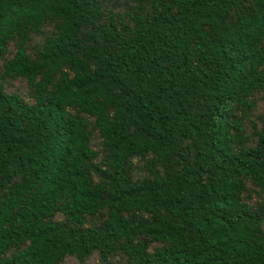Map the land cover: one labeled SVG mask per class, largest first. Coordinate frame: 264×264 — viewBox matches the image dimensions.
<instances>
[{"label": "trees", "instance_id": "1", "mask_svg": "<svg viewBox=\"0 0 264 264\" xmlns=\"http://www.w3.org/2000/svg\"><path fill=\"white\" fill-rule=\"evenodd\" d=\"M119 5L0 0V264H264V0Z\"/></svg>", "mask_w": 264, "mask_h": 264}, {"label": "rangeland", "instance_id": "2", "mask_svg": "<svg viewBox=\"0 0 264 264\" xmlns=\"http://www.w3.org/2000/svg\"><path fill=\"white\" fill-rule=\"evenodd\" d=\"M118 2H120V5L114 9L118 10V11H122L124 7H126V5H130L132 3V0H125V3H122V0H118ZM35 40H37V37H34ZM0 68H1V59H0ZM4 88L7 92L10 91H17L21 94H25V83L23 80L18 79V78H14V79H8L7 83H3ZM262 101L261 100H257V106L256 109L253 111L254 114L258 113L261 105H262ZM255 116H253L254 118ZM248 125V123H247ZM246 125V126H247ZM248 130V128H247ZM97 138L94 139V141H96ZM250 194L253 195V192L250 191ZM67 264H77L76 261L72 258H68L66 260ZM86 264H101L98 260L95 254L91 255L90 258L88 259Z\"/></svg>", "mask_w": 264, "mask_h": 264}]
</instances>
